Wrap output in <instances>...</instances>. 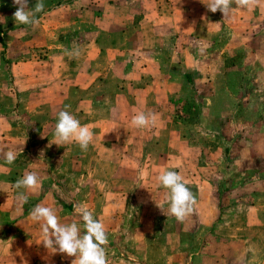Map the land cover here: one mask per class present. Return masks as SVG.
I'll return each mask as SVG.
<instances>
[{
    "label": "rangeland",
    "instance_id": "rangeland-1",
    "mask_svg": "<svg viewBox=\"0 0 264 264\" xmlns=\"http://www.w3.org/2000/svg\"><path fill=\"white\" fill-rule=\"evenodd\" d=\"M68 2L43 0L25 25L0 0V264H76L44 247L30 213L52 207L83 234L80 204L105 226L108 264H264V229L241 223L264 198V0H232L226 18L209 0H136L135 27L113 28L106 11L87 37L55 12ZM65 109L94 132L87 150L54 144ZM141 112L155 122L133 126ZM164 170L195 195L183 220L169 212ZM30 171L41 186L21 189L22 204L14 184Z\"/></svg>",
    "mask_w": 264,
    "mask_h": 264
},
{
    "label": "clouds",
    "instance_id": "clouds-1",
    "mask_svg": "<svg viewBox=\"0 0 264 264\" xmlns=\"http://www.w3.org/2000/svg\"><path fill=\"white\" fill-rule=\"evenodd\" d=\"M255 2L256 0H236L241 7L253 5ZM13 3L17 6L14 13V20L17 23L32 25L39 22L36 13L44 10L43 0H37L31 8L28 6V0H13ZM207 9L212 13L219 11L223 18L229 17L233 11L232 0H209ZM69 55H79V52L73 51ZM155 119L154 114L141 112L133 117L131 123L135 127H146L154 123ZM93 137L94 132L87 125H82L70 111L65 109L58 113L54 132L55 145L76 142L82 150H87ZM4 156L9 165L17 158L14 151L5 152ZM157 180L161 187L168 190L167 199L171 215L177 220H183L193 212L197 203L195 195L178 172L164 170ZM40 186L38 174L34 171L27 172L14 184L15 198L22 204L27 203L28 196L21 189L35 190ZM75 211L83 221V234L80 225L61 223L60 217L52 207L37 205L32 209L31 219L34 222H42L44 247L53 249L54 253L58 251L77 258L76 264H108L106 252L108 239L105 226L95 218L93 211L89 210L86 204L77 205Z\"/></svg>",
    "mask_w": 264,
    "mask_h": 264
},
{
    "label": "crops",
    "instance_id": "crops-1",
    "mask_svg": "<svg viewBox=\"0 0 264 264\" xmlns=\"http://www.w3.org/2000/svg\"><path fill=\"white\" fill-rule=\"evenodd\" d=\"M101 2H103L104 4L101 5L100 3H98L97 0H70V2L66 4H60L59 6H57L55 12H59V10L65 12V14L67 15L66 18L68 20V25H70L74 31H76L77 29H82L83 31L84 29V33L86 34H84L83 37H87L89 35V29H92L94 26H98L99 28L105 26L103 20L106 16V11L112 12L114 15L117 16V20L113 18V28H133L136 26V22L138 20V9L136 7V0H133L132 3H130L129 1L128 4H125L124 0H101ZM97 6H99L101 13H97ZM94 11H96L98 15H96ZM145 18H147L146 15ZM147 53L148 52L146 50L143 51L144 55H146ZM256 58L258 60H264L263 55L258 54ZM259 148V146L254 147L257 156L261 154ZM258 159L261 161L260 158ZM260 181L262 182V180ZM247 200V198L244 200L238 199L236 200V202L244 204ZM258 200L259 201L255 204H247L248 210L256 208L258 210V214L254 215L251 213V211L246 212V215L241 218V223L244 227H252L253 229H264V198H260ZM230 203H232V201H230ZM217 214L218 213L213 212L212 215L209 217V220H211V226L214 223H218ZM5 220H7V218ZM255 220L257 221L256 223L254 222ZM2 224L4 223L0 224V229L2 227Z\"/></svg>",
    "mask_w": 264,
    "mask_h": 264
}]
</instances>
